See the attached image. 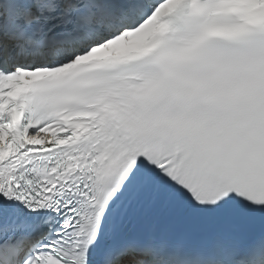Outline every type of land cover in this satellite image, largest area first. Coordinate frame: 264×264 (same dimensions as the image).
I'll list each match as a JSON object with an SVG mask.
<instances>
[{
	"label": "snow or ice",
	"instance_id": "6c2138e0",
	"mask_svg": "<svg viewBox=\"0 0 264 264\" xmlns=\"http://www.w3.org/2000/svg\"><path fill=\"white\" fill-rule=\"evenodd\" d=\"M0 264H264V0H0Z\"/></svg>",
	"mask_w": 264,
	"mask_h": 264
}]
</instances>
